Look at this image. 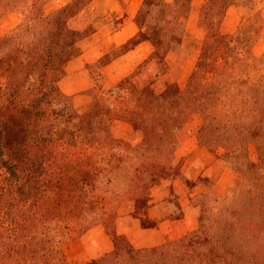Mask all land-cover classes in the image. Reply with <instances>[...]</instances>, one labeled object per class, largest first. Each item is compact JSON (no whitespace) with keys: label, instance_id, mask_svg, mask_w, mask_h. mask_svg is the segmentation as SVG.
Segmentation results:
<instances>
[{"label":"rangeland","instance_id":"1","mask_svg":"<svg viewBox=\"0 0 264 264\" xmlns=\"http://www.w3.org/2000/svg\"><path fill=\"white\" fill-rule=\"evenodd\" d=\"M0 264H264V0H0Z\"/></svg>","mask_w":264,"mask_h":264}]
</instances>
